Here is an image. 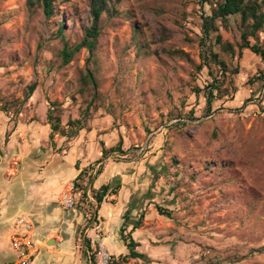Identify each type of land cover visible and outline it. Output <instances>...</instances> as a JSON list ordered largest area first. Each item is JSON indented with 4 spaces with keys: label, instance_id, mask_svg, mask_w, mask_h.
<instances>
[{
    "label": "rangeland",
    "instance_id": "1",
    "mask_svg": "<svg viewBox=\"0 0 264 264\" xmlns=\"http://www.w3.org/2000/svg\"><path fill=\"white\" fill-rule=\"evenodd\" d=\"M55 4L47 19L39 4L0 0V152L12 157L15 142L29 143L35 154L62 155L74 145L88 154L83 133L92 131L106 144L122 140V151L101 159L125 161L139 188L126 233L145 254L134 258L127 245L113 250L118 236L100 228L97 200L87 196V226L97 229V239L87 249L83 230L74 264H90L92 255L97 262L101 244L108 264H264V80L257 79L264 61L240 49V15L216 20L218 31L207 37L203 16L214 3L115 0L117 11L101 17L95 53L82 48L64 64L65 40L78 42L92 15L88 0ZM219 33L234 55L221 50ZM249 38L262 44L264 32ZM88 71L95 84L86 83ZM32 83L36 89L25 99ZM50 109L61 118L58 131Z\"/></svg>",
    "mask_w": 264,
    "mask_h": 264
},
{
    "label": "crops",
    "instance_id": "2",
    "mask_svg": "<svg viewBox=\"0 0 264 264\" xmlns=\"http://www.w3.org/2000/svg\"><path fill=\"white\" fill-rule=\"evenodd\" d=\"M86 134L90 140L87 147L89 155L82 154L79 145H74L70 152L62 155L44 154L42 151L35 154L29 143L17 145L15 142L11 147L16 152L14 157L0 152L3 158L0 161V264H6L14 257L15 250L8 236L23 231V226H17V221L23 216L32 221L31 235L39 247L29 264H34L38 255L41 258L37 264H74L77 259L74 253L80 251L77 247L78 236L83 230L86 229L89 236L85 241L87 249L97 239V229L87 226L91 218L88 204L86 206L83 199H87L89 193L95 196L107 185L109 191L100 204L97 202L93 216L98 217L100 228L105 233L113 231L118 236L115 243L111 242L112 235L105 236L113 250L122 252L129 242L128 238H123V234H130L126 233V225L131 221L130 212L134 206L131 196L139 188L134 186V181L124 171L127 167L125 161L104 163V150L113 147V144L101 142L104 138L97 137L96 131L83 133ZM39 150L41 148L36 151ZM90 168L93 172L89 171ZM70 183L77 188L76 204L65 209L59 198ZM137 184H140L139 181ZM138 222H133V228ZM122 228H125L124 232ZM79 261L82 263V260Z\"/></svg>",
    "mask_w": 264,
    "mask_h": 264
},
{
    "label": "trees",
    "instance_id": "3",
    "mask_svg": "<svg viewBox=\"0 0 264 264\" xmlns=\"http://www.w3.org/2000/svg\"><path fill=\"white\" fill-rule=\"evenodd\" d=\"M57 0H29L30 5L39 4L43 8V12L47 19H50L56 14L55 3ZM90 12L92 15V24L89 27H86L85 32L82 38L75 44H70L69 41L65 40L64 47L60 50V56L63 59V63L67 64L73 58L75 53H77L82 48H86L90 55H93L96 51L98 38L101 32V17L104 12L112 14L117 11L114 8L115 0H88ZM202 3H214V6L211 10V14L203 16V30L205 35L210 36L211 32L218 31V26L216 25V20L226 21L230 15H240V27H242L241 42L238 44L240 49H250L255 54L259 55L264 61V43L260 44L259 41L254 43L251 42L250 36L257 37L259 32H264V0H200ZM58 35L64 36V28L60 26L58 28ZM215 41L220 44L221 50L226 53L235 54L234 45L230 41L223 40L222 35L219 33L216 35ZM211 59L221 66L225 67V61L219 58V55L216 52L211 51ZM259 81L264 80V74L257 76ZM92 82L95 84V79L91 71H88L86 74V83ZM213 85V83H212ZM36 89V83H32L26 87L25 99H28L32 96ZM212 93V91H211ZM49 123L51 128L54 131L60 129L61 118L59 116L54 118L52 109L48 113ZM79 122V121H78ZM76 122L70 120L68 124H75ZM122 140H120L117 145L104 150V156H107L109 152L116 150H121ZM122 151V150H121ZM109 191V186H104L101 192L95 194V199L100 204L106 193ZM115 193V190H112ZM158 211L161 214L170 216V212H166L161 206L157 205ZM139 222L135 224V228L138 227ZM123 232L125 228H122ZM123 238L126 240L129 239L127 243L130 248V256L134 258H144L145 254L139 252L136 247L138 242L134 240L132 235L123 234ZM89 247L90 244H89ZM91 264H96V258L91 256ZM114 264V262H112Z\"/></svg>",
    "mask_w": 264,
    "mask_h": 264
},
{
    "label": "built area",
    "instance_id": "4",
    "mask_svg": "<svg viewBox=\"0 0 264 264\" xmlns=\"http://www.w3.org/2000/svg\"><path fill=\"white\" fill-rule=\"evenodd\" d=\"M75 184L70 185L69 193H66L65 190L61 193L60 196V204L63 208L68 209L74 207L76 204V194L74 193ZM90 200H96L92 194H88ZM17 226L20 228L23 226V231L15 232L11 236V241L13 244V248L15 250L16 257L14 260L9 261L6 264H29L34 256L38 252V244L33 239L31 235L32 230V222L30 219L25 216L21 217L17 221ZM108 253L105 249V246L101 244L100 246V257L96 264H108Z\"/></svg>",
    "mask_w": 264,
    "mask_h": 264
},
{
    "label": "bare ground",
    "instance_id": "5",
    "mask_svg": "<svg viewBox=\"0 0 264 264\" xmlns=\"http://www.w3.org/2000/svg\"><path fill=\"white\" fill-rule=\"evenodd\" d=\"M69 190H70V186L68 187L67 190H65L66 193H69ZM38 244V243H37Z\"/></svg>",
    "mask_w": 264,
    "mask_h": 264
}]
</instances>
